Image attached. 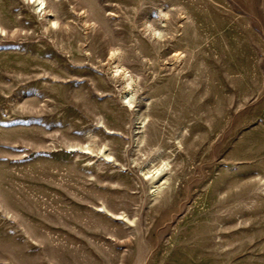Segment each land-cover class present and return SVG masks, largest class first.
<instances>
[{"label": "rangeland", "instance_id": "374dc122", "mask_svg": "<svg viewBox=\"0 0 264 264\" xmlns=\"http://www.w3.org/2000/svg\"><path fill=\"white\" fill-rule=\"evenodd\" d=\"M0 264H264V0H0Z\"/></svg>", "mask_w": 264, "mask_h": 264}]
</instances>
